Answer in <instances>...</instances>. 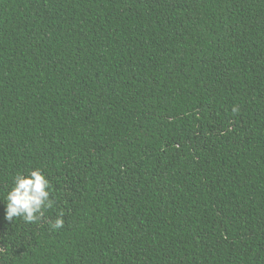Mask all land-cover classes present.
Masks as SVG:
<instances>
[{
	"label": "trees",
	"instance_id": "obj_1",
	"mask_svg": "<svg viewBox=\"0 0 264 264\" xmlns=\"http://www.w3.org/2000/svg\"><path fill=\"white\" fill-rule=\"evenodd\" d=\"M0 264H264V0H0Z\"/></svg>",
	"mask_w": 264,
	"mask_h": 264
},
{
	"label": "clouds",
	"instance_id": "obj_2",
	"mask_svg": "<svg viewBox=\"0 0 264 264\" xmlns=\"http://www.w3.org/2000/svg\"><path fill=\"white\" fill-rule=\"evenodd\" d=\"M4 201L7 220L21 218L28 223L37 222L43 214L42 210L53 203L50 199V182L40 169L17 174ZM63 225L64 219L60 216L51 224V228L60 229Z\"/></svg>",
	"mask_w": 264,
	"mask_h": 264
}]
</instances>
